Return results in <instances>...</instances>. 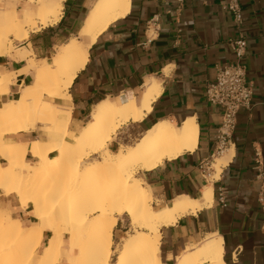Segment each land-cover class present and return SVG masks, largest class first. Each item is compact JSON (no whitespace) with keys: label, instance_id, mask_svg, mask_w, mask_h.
<instances>
[{"label":"bare ground","instance_id":"6f19581e","mask_svg":"<svg viewBox=\"0 0 264 264\" xmlns=\"http://www.w3.org/2000/svg\"><path fill=\"white\" fill-rule=\"evenodd\" d=\"M63 2L24 0L20 14L0 6V55L27 61L22 72H33L32 83L16 99L0 102V157L6 160L0 163V191L15 195L37 220L24 226L0 205V264H57L62 258L68 264H169L162 259V230L211 207L213 187L206 186L200 198L181 195L156 209L151 187L140 172L194 151L198 125L194 118L181 124L161 120L134 144L119 143L114 150L119 131L140 123L152 111L162 92L161 84L152 79L139 98L122 95L95 104L81 131L71 132L72 108L56 100L71 99L69 89L86 66L90 47L112 23L130 13L132 0H94L78 35L59 45L51 57L36 59L32 47L16 50V41L60 20ZM14 75L0 73V89L10 85ZM38 124L48 127L46 140L38 137L28 144L4 138L5 133L38 130ZM232 151L216 158L213 178L219 177ZM28 152L35 162L26 159ZM123 215L129 217L132 233L114 247V228ZM46 229L53 234L39 253ZM173 264H226L222 237L209 233L202 242L186 245Z\"/></svg>","mask_w":264,"mask_h":264},{"label":"crops","instance_id":"0c3cea01","mask_svg":"<svg viewBox=\"0 0 264 264\" xmlns=\"http://www.w3.org/2000/svg\"><path fill=\"white\" fill-rule=\"evenodd\" d=\"M93 1L64 0L60 20L31 32L22 44L31 46L38 59L51 57L59 45L78 35ZM224 2L132 0L130 13L112 23L90 47L88 62L69 89L71 99L56 100L59 105L71 106L69 129L79 133L95 104L122 95L139 98L146 81L154 79L161 84L162 92L152 111L137 124L143 132L161 120L181 124L188 118L195 119L199 138L194 151L140 172L151 187L156 209L181 195L200 198L206 186L213 187L211 207L187 214L162 230V259L169 264L186 245L202 242L209 233L222 237L226 264H264V0H239V25L223 9ZM23 5L21 9L20 2L16 7L13 3L4 7L20 14ZM240 37L246 39L243 63L253 98L249 109L239 111L231 141L221 154L233 148L231 159L219 177L213 178V163L221 156L214 152L222 109L210 104L205 92L215 81L218 68L235 62L229 42ZM26 66L27 61L0 55V73H15L12 83L0 91V102L16 99L23 87L32 83L33 72H22ZM11 137L30 144L39 133L32 130L5 135L6 139ZM3 159L0 157V163L5 164ZM26 159L36 161L30 152ZM220 191L224 192V204ZM0 195V205L13 217L23 225L34 224L31 208L23 209L15 195L4 196L2 191ZM129 231V217H118L113 241L122 240ZM52 234V230H45L40 248ZM65 236L68 238L64 233V240Z\"/></svg>","mask_w":264,"mask_h":264},{"label":"built area","instance_id":"2783aa9c","mask_svg":"<svg viewBox=\"0 0 264 264\" xmlns=\"http://www.w3.org/2000/svg\"><path fill=\"white\" fill-rule=\"evenodd\" d=\"M223 9L228 11L235 22L242 23V9L239 0H225ZM230 45L235 54V62L217 70L216 79L207 85L206 99L222 109V121L219 128L215 152L223 154L236 128L237 116L241 109H249L253 98L252 85L247 80L243 58L246 51V39L240 37L230 40ZM220 202L225 203L224 192L220 191Z\"/></svg>","mask_w":264,"mask_h":264},{"label":"rangeland","instance_id":"374dc122","mask_svg":"<svg viewBox=\"0 0 264 264\" xmlns=\"http://www.w3.org/2000/svg\"><path fill=\"white\" fill-rule=\"evenodd\" d=\"M18 2H20V9L22 8V3H24L23 2V0H1L0 1V5H2V4H7V5H10V3H13L14 5H15V7L17 6V4H18ZM24 41H22V42H15V46H16V50H19V49H25V47H24V44H22ZM31 46H29V48H30ZM35 58L36 59H38L37 57H36V55H35ZM41 59V58H40ZM15 78V75L13 76V78H12V80ZM7 85H5L4 86V88L3 89H0V91H4L6 88ZM27 86V85H26ZM25 87V86H24ZM23 87V88H24ZM22 91V90H21ZM20 91V92H21ZM90 119V118H89ZM88 119V120H89ZM38 126H41V129L39 130H37V129H35V131H38V133H39V137L40 138H38V139H42V140H46L47 139V135H46V130H47V126L46 127H43V125L42 124H38ZM142 129L137 125V124H134V123H130V124H128L127 126H125L124 128H122L120 131H119V134L115 137V139H114V141L112 142V146H113V149L114 150H117L118 149V147H119V143H121V144H126V145H129V144H134L139 138H140V136L142 135ZM5 135H6V133L4 134V138H5ZM99 156H95V157H93V158H98ZM92 160V159H91ZM5 162V161H4ZM208 166V165H207ZM2 198H3V196H1L0 195V203H1V201H2ZM17 201V200H16ZM30 215L33 217V215H32V210L30 211ZM13 216H15V215H13ZM33 223H36L37 222V220L33 217ZM24 222V221H23ZM24 225H26V226H28V224L27 223H25L24 222ZM130 233H132V230L131 231H129L126 235H125V239L126 238H128L129 237V234ZM66 234H67V232H66ZM68 235V234H67ZM123 238V239H124ZM67 239V240H66ZM63 240V248L66 250L67 248H68V238H67V236H65V240L64 239H62ZM123 241L124 240H120V241H118L117 243H115L114 242V244H113V246L115 247V246H120L122 243H123ZM65 243V244H64ZM42 250H43V248H40L39 249V253H41L42 252ZM116 256V254H114V257ZM113 257V259H115ZM65 260V261H64ZM68 263V260L67 259H64V258H62L61 259V261L59 262V263H57V264H67ZM175 262V261H174ZM173 262V263H174Z\"/></svg>","mask_w":264,"mask_h":264}]
</instances>
